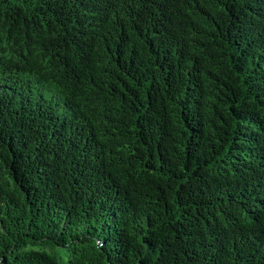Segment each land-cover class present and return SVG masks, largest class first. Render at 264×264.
<instances>
[{"label": "trees", "instance_id": "obj_1", "mask_svg": "<svg viewBox=\"0 0 264 264\" xmlns=\"http://www.w3.org/2000/svg\"><path fill=\"white\" fill-rule=\"evenodd\" d=\"M0 264H264V0H0Z\"/></svg>", "mask_w": 264, "mask_h": 264}]
</instances>
